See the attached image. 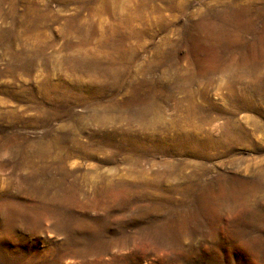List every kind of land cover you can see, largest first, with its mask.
Segmentation results:
<instances>
[{
    "label": "rangeland",
    "instance_id": "1",
    "mask_svg": "<svg viewBox=\"0 0 264 264\" xmlns=\"http://www.w3.org/2000/svg\"><path fill=\"white\" fill-rule=\"evenodd\" d=\"M0 264H264V0H0Z\"/></svg>",
    "mask_w": 264,
    "mask_h": 264
},
{
    "label": "bare ground",
    "instance_id": "2",
    "mask_svg": "<svg viewBox=\"0 0 264 264\" xmlns=\"http://www.w3.org/2000/svg\"><path fill=\"white\" fill-rule=\"evenodd\" d=\"M203 142H204L203 140L199 139V144H203Z\"/></svg>",
    "mask_w": 264,
    "mask_h": 264
}]
</instances>
